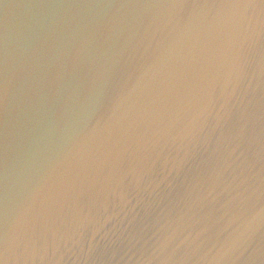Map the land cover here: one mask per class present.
<instances>
[{"label":"water","instance_id":"95a60500","mask_svg":"<svg viewBox=\"0 0 264 264\" xmlns=\"http://www.w3.org/2000/svg\"><path fill=\"white\" fill-rule=\"evenodd\" d=\"M0 264H264V0H0Z\"/></svg>","mask_w":264,"mask_h":264}]
</instances>
